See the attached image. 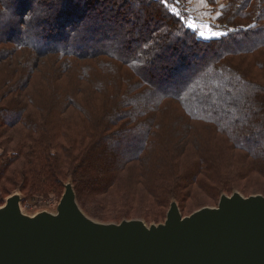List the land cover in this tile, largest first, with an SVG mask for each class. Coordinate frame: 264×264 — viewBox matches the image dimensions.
Listing matches in <instances>:
<instances>
[{
  "label": "trees",
  "instance_id": "trees-1",
  "mask_svg": "<svg viewBox=\"0 0 264 264\" xmlns=\"http://www.w3.org/2000/svg\"><path fill=\"white\" fill-rule=\"evenodd\" d=\"M205 1L221 36L186 0H0V207L71 181L93 219L159 224L264 196V0Z\"/></svg>",
  "mask_w": 264,
  "mask_h": 264
},
{
  "label": "water",
  "instance_id": "water-1",
  "mask_svg": "<svg viewBox=\"0 0 264 264\" xmlns=\"http://www.w3.org/2000/svg\"><path fill=\"white\" fill-rule=\"evenodd\" d=\"M15 192L0 207V264H264V196H221L218 206L166 220L104 223L80 207L73 182L56 212L22 210Z\"/></svg>",
  "mask_w": 264,
  "mask_h": 264
},
{
  "label": "rangeland",
  "instance_id": "rangeland-1",
  "mask_svg": "<svg viewBox=\"0 0 264 264\" xmlns=\"http://www.w3.org/2000/svg\"><path fill=\"white\" fill-rule=\"evenodd\" d=\"M181 1L183 2L185 0H181ZM186 1H188L190 4V7H189L190 11L195 16L199 17V19H200V22H198V24H193V26L199 27V29L201 30L203 28V26L205 25V27H204L205 29L201 30V32H204V34H206V36H212V33L215 31L210 29V27L207 24L212 23V20L214 19L215 15L212 12H210L211 10H208L209 7H206V1L205 0H186ZM0 152H1V149H0ZM61 198H62V196L57 197L56 195H51L49 197H38V198L37 197L36 198H29V197L25 198L24 197L23 201H22L23 202L22 206L25 208L26 212H30V213H34L38 210H44V209L48 210V211L56 212L57 206H58ZM197 201H198V199H195V196L188 198V201H187L188 207L186 209L187 210V216H189V214L191 215V213L193 211L198 209L197 207H193L194 202H197ZM90 207H91V205H90ZM210 207H212V206H210ZM92 209H94L93 206H92ZM112 212H114V210H108V217H106V218H109V216H115L116 215L115 213H112ZM100 222H102V221H100ZM104 223H109V222H104ZM154 224H156V223H154ZM148 225H150V224H148Z\"/></svg>",
  "mask_w": 264,
  "mask_h": 264
},
{
  "label": "snow or ice",
  "instance_id": "snow-or-ice-1",
  "mask_svg": "<svg viewBox=\"0 0 264 264\" xmlns=\"http://www.w3.org/2000/svg\"><path fill=\"white\" fill-rule=\"evenodd\" d=\"M160 4H161L162 6H164L166 9H168L169 11H172L174 15H179V13H177V12L175 11V8H170V7H169L168 0H160ZM200 35H201L202 37H204V33H203V32H201ZM212 35H213L214 37H216V36H221V35H223V33H216V32H213Z\"/></svg>",
  "mask_w": 264,
  "mask_h": 264
},
{
  "label": "built area",
  "instance_id": "built-area-1",
  "mask_svg": "<svg viewBox=\"0 0 264 264\" xmlns=\"http://www.w3.org/2000/svg\"><path fill=\"white\" fill-rule=\"evenodd\" d=\"M22 203H23V202H22ZM22 203H21L22 210H23L24 212H26L25 208L22 206ZM44 210H45V209H44ZM38 211H41V210H38ZM38 211H36V212H38ZM36 212H34V213L26 212V213L35 214Z\"/></svg>",
  "mask_w": 264,
  "mask_h": 264
}]
</instances>
